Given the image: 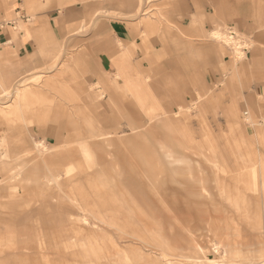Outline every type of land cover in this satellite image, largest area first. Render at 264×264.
I'll list each match as a JSON object with an SVG mask.
<instances>
[{
  "label": "rangeland",
  "instance_id": "1",
  "mask_svg": "<svg viewBox=\"0 0 264 264\" xmlns=\"http://www.w3.org/2000/svg\"><path fill=\"white\" fill-rule=\"evenodd\" d=\"M181 1L82 0L92 8L75 33L44 27L52 38L33 69L0 72V82L11 81L0 109L32 92L22 115L0 113V264L264 262V93L255 88H264V0H225L224 22L196 37L175 21L188 20ZM197 1L203 10L207 0ZM114 17L150 45L170 43L169 57L181 50L183 62L197 45L198 65L135 66L141 105L96 64L94 37L109 33ZM134 56L135 65L146 59ZM234 98L239 114L228 119L221 104ZM252 98L261 112L250 113ZM99 131L114 134L96 147ZM41 155L51 156L49 169ZM56 171L59 181L49 179Z\"/></svg>",
  "mask_w": 264,
  "mask_h": 264
},
{
  "label": "crops",
  "instance_id": "2",
  "mask_svg": "<svg viewBox=\"0 0 264 264\" xmlns=\"http://www.w3.org/2000/svg\"><path fill=\"white\" fill-rule=\"evenodd\" d=\"M197 2V0H187L178 3L177 7H179L180 13L181 10H183V13L186 15L188 20L186 18L183 20L175 19V21L179 23L183 32H186L187 34L194 37H196L197 33L199 32L202 33L205 30H212L215 23H223L227 12L225 0H207V3L203 4V10H198ZM23 3L27 4L33 9V16H31L27 12V9L23 7ZM89 8H92L91 5L90 7L85 6L82 3V0H0V72L4 70L17 71L21 68H25L26 70L33 69L34 61H37L38 57L44 54L43 46L45 43H47V39L52 38L49 32H45L44 27L49 29L61 28L63 33L65 32L66 34H73L85 22V17L87 16V10H89ZM252 11L253 4L246 2L241 6L240 14L243 15L247 20V17L251 15ZM135 36L136 33L131 30L126 21H122L114 17L110 21L109 33H100V35L98 34L94 37V40H97L94 42V50L96 54V64L99 71L101 73H106L107 76H111V80H113V82L116 84L121 83L122 80V84L119 87L127 94H129L128 92H131L136 100L141 102V105L144 106L148 101L144 98V89L141 88V83L134 78L133 73L135 66H138L141 63L142 68H144V66L147 67L149 63L153 62L160 64H168L171 62L178 63L179 59L180 64L186 67L189 64L191 66L190 69H194V67L198 65V49L197 45H194L196 50L194 51L195 58L189 62H183V53L181 50L178 52L174 46V53L172 57H169L168 50H171L172 47L170 43L167 45L165 43L164 45L158 43L156 45H150L149 41L145 38L142 39ZM193 44L195 43L191 42V45ZM61 46L62 45L59 44V47ZM215 50L221 51L220 53H223L222 48L219 45L217 48H215ZM206 52L210 54V57L213 59V53L210 51ZM245 52L247 53V58L251 59L252 55L247 48L245 49ZM135 53L138 54L137 58L145 57V61H138L136 62V65L133 64V56ZM227 57L228 59H232L230 54ZM252 59L253 60L249 64L253 63L255 64V67L256 65L259 66L257 64L259 62L257 55ZM224 60L225 58H223V61ZM207 64H209V61H207ZM142 68L140 69L142 70ZM235 76L238 77V79L242 78L238 69L235 72ZM215 78L217 77L215 75L213 76L212 74L207 75L206 77L208 80H214ZM52 79L53 78H51V80L48 82H52ZM128 81H130L132 86L138 87L137 89L139 96L132 91ZM10 82L11 81L7 83L0 82V97L2 95H8V92L5 88L10 84ZM242 85H246V79H243ZM43 88L44 87H39L35 90L36 92H33V94H36L33 95V99H35L33 102L40 99V94ZM255 88L258 94L261 91L264 93L263 84H259L258 87L256 86ZM224 90V87L217 88V90H214L216 93L213 96L216 98L218 96L217 93L224 94ZM86 92L89 95L91 93L89 88H87ZM30 93L32 92L23 94L20 93L19 96L16 95L17 97H15L13 108L6 110L8 106L3 107L4 109H0L3 110V112L0 113H5L7 116H4L8 118L22 115L24 113V101L31 100H29L28 97ZM248 102V108L250 112L252 111L255 114L262 111L263 108L256 99H249ZM207 103H209V105H215L213 104L215 103L213 100H207ZM236 103L237 100L234 98L228 102L227 105L229 106L221 104L225 112H227L228 119L231 118L230 115L234 116V118H237L239 110ZM113 134L114 133L112 132L102 131L95 133V137H99L94 140L95 146L99 144L98 140L101 137L107 138ZM56 140L58 141L59 137H56ZM109 145H112V142H109ZM99 150H101L100 152L102 158L105 159L106 155H103V153H105L103 147L101 149L99 148ZM40 157L46 164V168L49 169V158H51V156L46 158V156L41 155ZM18 174L19 173L16 175ZM52 174L53 178L49 179L55 181H59V177H62L57 171ZM58 187L60 190H62L61 192H63L66 197H72L71 193L67 189L65 190L63 186Z\"/></svg>",
  "mask_w": 264,
  "mask_h": 264
},
{
  "label": "bare ground",
  "instance_id": "3",
  "mask_svg": "<svg viewBox=\"0 0 264 264\" xmlns=\"http://www.w3.org/2000/svg\"><path fill=\"white\" fill-rule=\"evenodd\" d=\"M213 35L215 36V35H220V36H223V34L220 32V31H218V30H216V31H213ZM216 38H217V36H215ZM224 37V36H223ZM5 93V92H4ZM1 94H3V93H1ZM18 96H19V94H18ZM17 97V96H16ZM0 112H2L1 110H0ZM251 113V112H250ZM252 115V114H251ZM210 148V150H214L211 146L209 147ZM215 151V150H214ZM213 161H215V160H213ZM215 163V162H214ZM7 181V180H6ZM64 191V190H63ZM72 194V193H71ZM248 205V204H247ZM248 207V206H247ZM262 255H263V253H262ZM210 261V260H209ZM211 261L213 262V264H231L232 263V261L230 260V261H227L225 258H222L221 260H212L211 259ZM108 264V263H107ZM254 264H264V262L262 263V262H260V263H254Z\"/></svg>",
  "mask_w": 264,
  "mask_h": 264
}]
</instances>
